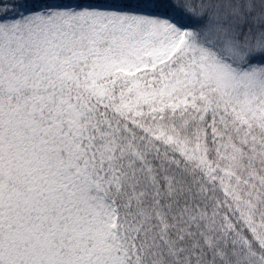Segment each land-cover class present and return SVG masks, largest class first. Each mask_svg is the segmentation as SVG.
I'll return each instance as SVG.
<instances>
[{
	"label": "snow or ice",
	"instance_id": "snow-or-ice-1",
	"mask_svg": "<svg viewBox=\"0 0 264 264\" xmlns=\"http://www.w3.org/2000/svg\"><path fill=\"white\" fill-rule=\"evenodd\" d=\"M0 264H264V0H0Z\"/></svg>",
	"mask_w": 264,
	"mask_h": 264
}]
</instances>
